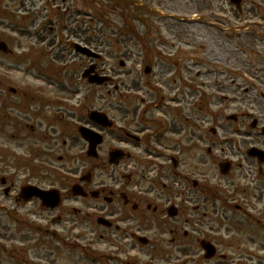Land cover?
Wrapping results in <instances>:
<instances>
[{
    "label": "flooded vegetation",
    "instance_id": "af4514ba",
    "mask_svg": "<svg viewBox=\"0 0 264 264\" xmlns=\"http://www.w3.org/2000/svg\"><path fill=\"white\" fill-rule=\"evenodd\" d=\"M160 46L172 49L173 44L161 39ZM98 65L94 71L104 73ZM177 66L167 59L147 66L140 87L125 90L110 78L107 106L73 115L70 127L60 93L50 99L18 88L2 100L0 264H29L28 254L36 247L51 252L50 240L60 245L68 236L86 248L94 239L110 243L111 264H264V163L253 160L244 187L234 194L238 198L224 189L234 184L232 170L213 185L207 170L196 168L194 126L184 101L185 93L195 90L191 76L199 74L185 68L184 79L174 71ZM95 112L107 119L91 122ZM255 123L257 129L262 126ZM8 127L12 132L4 131ZM82 128L100 136L90 154ZM257 145L264 152V144ZM206 154H212L210 148ZM70 156L78 167L67 166ZM53 197L58 203L51 208ZM228 213L240 219V229L224 238ZM35 239L20 259L16 245L26 247ZM210 246L215 254L208 258ZM147 255L150 261H144Z\"/></svg>",
    "mask_w": 264,
    "mask_h": 264
},
{
    "label": "rangeland",
    "instance_id": "374dc122",
    "mask_svg": "<svg viewBox=\"0 0 264 264\" xmlns=\"http://www.w3.org/2000/svg\"><path fill=\"white\" fill-rule=\"evenodd\" d=\"M121 3L0 0V42L10 52L0 53V104L12 88H26L36 97L40 92L50 99L60 93L68 108L69 127L75 126L73 115L80 112L85 115L93 107L107 106L112 97L107 93L111 85L96 87L82 80L81 73L90 61L76 55L72 44L97 52L98 68L115 77L116 85L124 90L133 84L140 87L144 66L166 59L177 61L174 71L184 79H187L185 68L192 71L190 75L199 74L191 76L195 89L191 95L180 93L187 96L184 103L194 126L196 168L206 169L214 185L220 177L218 163L225 158L232 161L234 184L224 189L228 197L234 195L244 187V175L255 167L246 151L264 144V138L257 137L259 130L250 128L254 120L264 124V0H242L239 10L228 0H121ZM191 22L210 24L211 28L206 25L191 28ZM159 38L173 44L172 49L160 46ZM159 56L163 58L157 60ZM60 88L64 91L60 92ZM232 115L238 116L236 123L226 120ZM211 128L216 131L215 145L209 143ZM4 131L12 132L10 127ZM4 143L11 150L23 151L14 143ZM208 148L212 153L209 156ZM79 165L72 156L67 159L68 167ZM226 218L221 228L224 238L226 232L240 229L238 217L228 213ZM242 229L249 230L245 225ZM35 241L28 242L26 247L16 245L20 248V259L22 249L34 247ZM50 241L51 252L35 245L36 250L27 257L29 264H93L90 258L97 256L101 260L97 258L99 262L94 264H111L110 243L103 240L94 239L87 248L74 236L63 238L60 245L56 240ZM149 241L152 244L155 239ZM148 256L144 261H150ZM45 257L48 261L43 260Z\"/></svg>",
    "mask_w": 264,
    "mask_h": 264
},
{
    "label": "water",
    "instance_id": "95a60500",
    "mask_svg": "<svg viewBox=\"0 0 264 264\" xmlns=\"http://www.w3.org/2000/svg\"><path fill=\"white\" fill-rule=\"evenodd\" d=\"M232 2H234V1H239V0H231ZM0 50H2V51H5L6 50V46L4 45V44H0ZM76 51H78V52H81L82 54H86V55H91V53L89 52V51H87V50H85V49H81V48H76ZM103 80L101 79L99 82L101 83ZM96 119L98 120H101V116H96ZM88 140H89V142H91V144H92V146H96L98 143H99V140H96L95 138H93V137H88L87 138ZM254 151H251L249 154H250V156H254L255 155V153H253ZM221 168V171L222 172H224V170H225V168H226V166H221L220 167ZM224 168V169H223Z\"/></svg>",
    "mask_w": 264,
    "mask_h": 264
}]
</instances>
